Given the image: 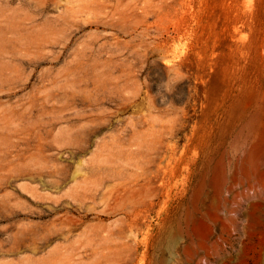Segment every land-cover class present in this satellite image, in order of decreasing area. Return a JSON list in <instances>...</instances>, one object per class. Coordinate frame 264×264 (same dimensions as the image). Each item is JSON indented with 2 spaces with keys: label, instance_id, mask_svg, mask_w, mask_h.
I'll return each mask as SVG.
<instances>
[{
  "label": "rangeland",
  "instance_id": "rangeland-1",
  "mask_svg": "<svg viewBox=\"0 0 264 264\" xmlns=\"http://www.w3.org/2000/svg\"><path fill=\"white\" fill-rule=\"evenodd\" d=\"M3 177L49 264H264V0H0Z\"/></svg>",
  "mask_w": 264,
  "mask_h": 264
},
{
  "label": "bare ground",
  "instance_id": "bare-ground-1",
  "mask_svg": "<svg viewBox=\"0 0 264 264\" xmlns=\"http://www.w3.org/2000/svg\"><path fill=\"white\" fill-rule=\"evenodd\" d=\"M79 119H81V118H79ZM82 119H83V117H82ZM78 124H79V122H78ZM71 126H73V125H70V127ZM75 127L76 126H74V128ZM83 127H85V126H83ZM86 132H84V136H88L89 133H86ZM80 138H79V142L81 140ZM74 139H76V138L74 137ZM88 139H89V137H88ZM74 141H76V140H74ZM84 141L85 140H83V142ZM76 148H80V147L77 146ZM79 150H78L79 151L78 153L87 151L83 146ZM75 152L77 153V150H75ZM54 163H53V165H54ZM13 168H14L13 174H12L13 177H15L17 175H20V176L28 175V176H30V178H32L34 180L37 177L54 178V180L50 182L51 188L54 185L56 186V184L58 183L57 180H55V177H61V178H65L66 179L71 174L70 173L71 165H69L68 163L65 164V165L62 164V166H60V165L57 166L56 164H55V166L41 165V164L40 165L39 164H35V165L31 164V165L24 166V163H21V164H18L16 166L13 165ZM8 176H9V174H8ZM6 178L8 179L7 176H6ZM3 180L4 181L1 180V182H0V191H4L1 194V199H0V218L1 217H6L9 220L11 218V215L14 214V206H13L14 203H21L22 201L20 200V198H19V196L17 194H15L14 192L6 189V186L8 185V183L5 181L4 177H3ZM62 180H64V179H62ZM43 184H46V183H43ZM58 186H59V184H58ZM27 189L29 191H31L32 193H34V194H36L37 196L40 197L41 194L36 192L37 187L31 186V187H27ZM12 201H13V203H12ZM54 210H55V208L53 209V211ZM57 219H58V221L59 220L61 221L60 218H57ZM56 221H57L56 219H53V221L51 223L52 225L48 226V227L43 226L44 224L41 225L42 224L41 221H40L41 224L38 223L39 221L38 222H31L30 221L31 223L29 222L28 224L25 223V224L16 225V227L13 228V230L10 233L11 234L10 237H9L10 246H8V248H6V245L4 243L6 241H3L2 239L0 241V264H49L50 262L47 261V258L45 259L43 254L39 255L36 252V249L39 247V246H37V244L39 245V243H40V245L41 244L45 245V243L48 244V243L57 241V240H59L61 238L64 240L62 243L63 244L66 243L65 245L68 246L67 252L66 253L64 252V254H67L66 256H69L68 254H71V252H72V250L70 251V249H69V248H71V245H70L71 242H70L69 236L67 235V234H69L68 231H70V230L67 229L68 230L67 231V230L64 229L65 221H63V219H62L61 224H60L62 226H60V227L57 226L56 223L58 221L57 222ZM11 224H14V222H11ZM14 226H15V224H14ZM62 243L60 242L59 245L61 246ZM57 245H58V242H57ZM62 247H64V245ZM22 248L31 250L32 252L30 254L28 253L27 255H24L23 257L19 256L18 252ZM65 248H63V249L65 250ZM56 249H57V246H56ZM58 249H60L59 246H58ZM63 249H62V251H64ZM37 250H40V249L38 248ZM53 250H54V252L51 251V252H53L51 254L52 256H54V254L56 253L55 247H54ZM58 253L59 252H57V254ZM10 255H13L14 257H11ZM51 255L49 254L50 257H51ZM52 263H54V262L52 261Z\"/></svg>",
  "mask_w": 264,
  "mask_h": 264
},
{
  "label": "clouds",
  "instance_id": "clouds-1",
  "mask_svg": "<svg viewBox=\"0 0 264 264\" xmlns=\"http://www.w3.org/2000/svg\"><path fill=\"white\" fill-rule=\"evenodd\" d=\"M180 81H182V80H172V81L170 82V80H169V78H168V80H167V81L164 83V85H163L164 90H165L167 93H169V94L172 93V92L174 91V89H175V85H176L177 83H179ZM158 95L160 96L161 103H166L167 106L170 105V104H172V102H171V101H168L167 97L164 96L162 93H158Z\"/></svg>",
  "mask_w": 264,
  "mask_h": 264
}]
</instances>
